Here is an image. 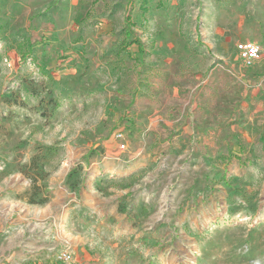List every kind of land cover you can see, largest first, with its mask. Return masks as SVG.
Masks as SVG:
<instances>
[{
	"label": "rangeland",
	"instance_id": "rangeland-1",
	"mask_svg": "<svg viewBox=\"0 0 264 264\" xmlns=\"http://www.w3.org/2000/svg\"><path fill=\"white\" fill-rule=\"evenodd\" d=\"M244 40L263 48L251 65ZM142 150L156 227L129 213L92 252L264 264V0H0V244L16 242L0 254L24 253L31 199L96 188L91 163ZM150 172L101 188L132 200Z\"/></svg>",
	"mask_w": 264,
	"mask_h": 264
},
{
	"label": "crops",
	"instance_id": "crops-1",
	"mask_svg": "<svg viewBox=\"0 0 264 264\" xmlns=\"http://www.w3.org/2000/svg\"><path fill=\"white\" fill-rule=\"evenodd\" d=\"M112 149L110 152L114 153ZM141 153L142 156L138 157L124 155L111 157L109 153L101 161L91 163L89 167V171L93 173L89 182L96 188L82 186L77 188L73 195L69 192L70 187L65 185L59 187L56 194L48 197L46 201L28 205L26 215L31 221L14 233L15 237H26L23 245L24 253L20 254L19 259L16 253L0 254V260L3 258L2 260L6 259L8 262L17 264L25 261L31 264H58L56 258L67 246L66 240L69 239L71 242L68 246L72 248L80 264H155V261L149 259L146 263L144 259H139L137 256L134 258H122L121 255L101 257L91 250V246L97 242L93 236H90L92 229L99 230L103 227L102 225L109 223L115 226L117 220L123 224L129 213L136 215L149 213L150 218H154L152 227H156V160L148 157L150 154H146L144 150ZM150 166L152 173L147 174L149 179H145L142 186L139 185L137 189H131L132 200L125 199L122 191L101 188V182L116 181V179H109L111 174L119 180L128 179L141 170L147 168L150 170ZM102 170L104 174H101ZM73 182V186L79 185L78 181ZM84 185H87V181ZM82 210H84L83 215L89 214L91 220L89 223L82 218L80 221H74L76 214ZM142 223H145L144 220ZM15 246L16 242L10 237L2 240L0 249L6 251ZM48 258L51 263H48Z\"/></svg>",
	"mask_w": 264,
	"mask_h": 264
},
{
	"label": "built area",
	"instance_id": "built-area-1",
	"mask_svg": "<svg viewBox=\"0 0 264 264\" xmlns=\"http://www.w3.org/2000/svg\"><path fill=\"white\" fill-rule=\"evenodd\" d=\"M237 48L241 57L248 65H251L253 62L258 60L263 51L262 45L252 40H244L239 42ZM116 138L118 140H123L124 133L122 131L117 132ZM120 148L125 149V143L120 144ZM56 261L58 264H80L74 252L69 248L62 249L57 256Z\"/></svg>",
	"mask_w": 264,
	"mask_h": 264
},
{
	"label": "trees",
	"instance_id": "trees-1",
	"mask_svg": "<svg viewBox=\"0 0 264 264\" xmlns=\"http://www.w3.org/2000/svg\"><path fill=\"white\" fill-rule=\"evenodd\" d=\"M46 200H47V198H44V199H41L40 201L37 202V201H35L34 199H31L30 202H31V203H42V202H44V201H46Z\"/></svg>",
	"mask_w": 264,
	"mask_h": 264
}]
</instances>
